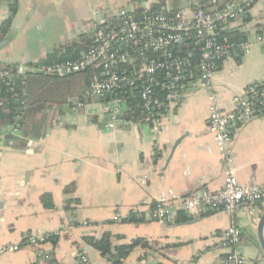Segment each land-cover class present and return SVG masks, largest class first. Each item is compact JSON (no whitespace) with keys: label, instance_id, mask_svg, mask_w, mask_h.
I'll use <instances>...</instances> for the list:
<instances>
[{"label":"crops","instance_id":"0c3cea01","mask_svg":"<svg viewBox=\"0 0 264 264\" xmlns=\"http://www.w3.org/2000/svg\"><path fill=\"white\" fill-rule=\"evenodd\" d=\"M13 1L0 0V25ZM15 1L17 13L0 39V67L44 63L78 36L91 35L98 20L128 11L125 6L135 0ZM166 1L187 8V0L180 5V0H151L147 8L133 9ZM221 30L235 31L242 40L264 31V0ZM251 84H264L263 45H253L238 60L221 62L210 90L189 84L182 102L153 121L143 113L142 121L123 119V103L119 123L110 129L102 101L90 99L77 108L74 99L45 117L28 118L25 126L35 124V133L21 126L16 132L1 128L0 251L15 244L20 249L0 252V264H81L80 253L88 264H111L85 240H98L104 233L113 236L114 246L146 241L147 249L136 247L121 264H219L223 251L215 246L231 225L241 230L240 254L249 264L258 262L263 207L239 206L232 216L178 214L171 223L149 215L163 190L184 195L223 187L222 157L206 130L209 109L215 104L231 110L233 98ZM228 149L240 185L264 184V113L238 125ZM43 195H49L52 208L43 207ZM132 209L141 217H131ZM115 215L123 221L116 222ZM185 216L188 220L182 221ZM24 234L56 239L31 247L22 243ZM262 234L264 239V228Z\"/></svg>","mask_w":264,"mask_h":264},{"label":"built area","instance_id":"2783aa9c","mask_svg":"<svg viewBox=\"0 0 264 264\" xmlns=\"http://www.w3.org/2000/svg\"><path fill=\"white\" fill-rule=\"evenodd\" d=\"M258 0H187V8L178 9L170 2L159 7L122 11L110 19H100L92 27L90 48L75 60L40 63L34 66L0 67V106L5 89L14 92L18 81V101L25 105L26 73L67 76L86 70H100L81 95L82 100H100L108 117V127L115 128L122 115L117 95L130 94L138 99L147 120L153 121L177 107L185 97L189 84L210 90L214 73L225 60H238L253 45L264 46V31L252 39L228 42L219 36L221 25L245 18ZM81 101L77 108L83 107ZM264 113V84H251L232 100L231 110L224 111L212 104L206 124L223 161L224 184L220 190H194L178 195L166 189L156 199L150 218L171 223L178 214L199 216L216 212L228 216L239 206L264 208V184L240 185L233 175L229 145L235 129ZM17 115V119L20 118ZM18 124L13 126V132ZM131 217H141L137 209ZM119 215L116 222H122ZM126 219V218H125ZM124 219V220H125ZM50 236H21L23 244L35 247ZM241 230L231 225L224 230L215 248L223 251L219 264H249L237 249ZM19 244L6 246L0 252L18 251ZM40 255V254H39ZM48 260L46 254L40 255ZM81 264H88L80 253ZM256 264V263H255Z\"/></svg>","mask_w":264,"mask_h":264},{"label":"trees","instance_id":"16d2710c","mask_svg":"<svg viewBox=\"0 0 264 264\" xmlns=\"http://www.w3.org/2000/svg\"><path fill=\"white\" fill-rule=\"evenodd\" d=\"M157 8L156 6L154 9ZM17 13V2L14 0L8 5V17L0 25V39L5 37L8 33L13 18ZM225 25H221V28ZM220 31V30H219ZM219 36L222 40L228 42L242 40L243 36L237 34L235 31L221 30ZM92 44V38L89 34H83L72 40L65 47L51 53L44 63L62 62L67 60L77 59L81 53L87 51ZM63 49L62 51H60ZM7 69L13 67L6 66ZM100 70L93 67H88L86 70L62 77L43 75L36 72L26 73L25 84V105L22 107L18 101V81L14 92L5 89L2 93L1 99L3 101L0 106V129L3 127H13L15 123L21 126L22 129H28L27 132L35 133V124L31 126L27 124L26 120L30 117H45L48 110L59 108L66 103L71 104L76 99L81 101V95L94 78L99 77ZM117 99L122 101L123 105V119L140 120L144 116L138 104V99L130 94L120 93ZM72 100V101H71ZM85 103V100H82ZM17 119V115L20 114ZM73 189V185L65 190L69 193ZM70 202V200H68ZM67 202V203H69ZM41 203L45 209L52 208L49 195L41 197ZM189 217H184L182 221L188 220ZM135 221V220H134ZM131 222V221H130ZM112 235L104 233L98 240L85 238L86 242L91 245L101 257L106 258L111 264H121L129 254L136 248L141 247L147 249V243L141 239H135L130 244L113 245L111 242ZM55 237H49V241L55 243ZM53 264V263H52ZM157 264V263H156Z\"/></svg>","mask_w":264,"mask_h":264},{"label":"water","instance_id":"95a60500","mask_svg":"<svg viewBox=\"0 0 264 264\" xmlns=\"http://www.w3.org/2000/svg\"><path fill=\"white\" fill-rule=\"evenodd\" d=\"M263 228H264V212L262 213L258 224H257V249L260 255V260L255 262L256 264H264V239H263Z\"/></svg>","mask_w":264,"mask_h":264},{"label":"rangeland","instance_id":"374dc122","mask_svg":"<svg viewBox=\"0 0 264 264\" xmlns=\"http://www.w3.org/2000/svg\"><path fill=\"white\" fill-rule=\"evenodd\" d=\"M151 0H147L146 2H143L142 0H135L133 3L134 5H127L126 10L130 11L133 9V7H141V8H147L150 5ZM168 2V1H167ZM183 2V0H180L179 5Z\"/></svg>","mask_w":264,"mask_h":264},{"label":"bare ground","instance_id":"6f19581e","mask_svg":"<svg viewBox=\"0 0 264 264\" xmlns=\"http://www.w3.org/2000/svg\"><path fill=\"white\" fill-rule=\"evenodd\" d=\"M179 8V7H178Z\"/></svg>","mask_w":264,"mask_h":264}]
</instances>
